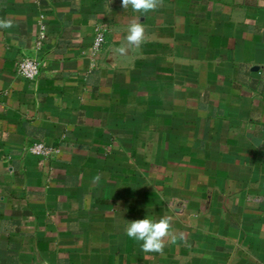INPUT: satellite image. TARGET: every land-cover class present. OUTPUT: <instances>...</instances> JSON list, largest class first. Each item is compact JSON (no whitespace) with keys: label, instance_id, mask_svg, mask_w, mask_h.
<instances>
[{"label":"crops","instance_id":"crops-1","mask_svg":"<svg viewBox=\"0 0 264 264\" xmlns=\"http://www.w3.org/2000/svg\"><path fill=\"white\" fill-rule=\"evenodd\" d=\"M0 19V264H264V0H0ZM164 216L162 254L126 235Z\"/></svg>","mask_w":264,"mask_h":264},{"label":"clouds","instance_id":"clouds-1","mask_svg":"<svg viewBox=\"0 0 264 264\" xmlns=\"http://www.w3.org/2000/svg\"><path fill=\"white\" fill-rule=\"evenodd\" d=\"M163 4V0H122V7L127 9L131 7L134 12L147 14L155 11ZM10 20L0 19V28H11ZM145 26L141 22H132L127 28L126 44L122 45L116 52L121 57H127L131 50H139L140 45L144 42ZM100 176L96 175L93 182H98ZM126 235L136 241L142 242L141 248L146 253L164 252L166 247L165 239L172 235L171 217L164 216L159 220H153L148 217L128 222ZM175 240V236H173Z\"/></svg>","mask_w":264,"mask_h":264},{"label":"built area","instance_id":"built-area-1","mask_svg":"<svg viewBox=\"0 0 264 264\" xmlns=\"http://www.w3.org/2000/svg\"><path fill=\"white\" fill-rule=\"evenodd\" d=\"M45 25L43 17L40 16V36L36 43L37 49L41 46V41L44 38ZM106 45V29L102 25H97L94 28L93 42L91 46V55L97 56ZM41 71V63L37 57H25L20 59L16 64V72L19 77L25 81L35 80ZM28 153L41 159L48 160L59 153L58 149L52 148L45 143L37 142L32 144L27 149Z\"/></svg>","mask_w":264,"mask_h":264}]
</instances>
